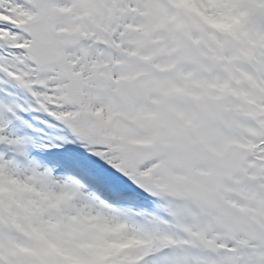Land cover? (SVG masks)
I'll use <instances>...</instances> for the list:
<instances>
[{
  "label": "snow or ice",
  "instance_id": "obj_1",
  "mask_svg": "<svg viewBox=\"0 0 264 264\" xmlns=\"http://www.w3.org/2000/svg\"><path fill=\"white\" fill-rule=\"evenodd\" d=\"M0 264H264V0H0Z\"/></svg>",
  "mask_w": 264,
  "mask_h": 264
}]
</instances>
